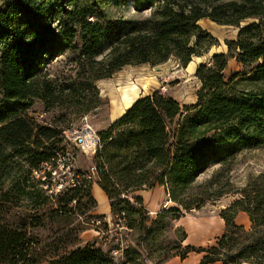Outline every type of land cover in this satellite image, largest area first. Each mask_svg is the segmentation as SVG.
Returning <instances> with one entry per match:
<instances>
[{
    "label": "trees",
    "instance_id": "16d2710c",
    "mask_svg": "<svg viewBox=\"0 0 264 264\" xmlns=\"http://www.w3.org/2000/svg\"><path fill=\"white\" fill-rule=\"evenodd\" d=\"M121 1L113 3L119 6ZM132 4L136 10L144 5L153 12L140 20H116L108 14L110 0H2L0 213L8 204L18 207L26 201L37 209L48 201L42 190L47 182L34 172H41L42 165L62 151L58 147L66 129L40 125L31 118L28 112L36 101L45 111L65 108L83 116L101 104L95 83L125 66H157L174 58L186 67L192 57L215 44L198 25L202 19L235 26L245 18L259 22L241 28L237 39L227 43L230 54H215L197 66L194 77L200 87L195 104L180 106L154 91L98 132L101 148L92 159L101 172L95 184L106 195L112 218L149 235L142 198L134 196L131 202L122 196L164 187L178 207L160 212L151 225L179 220L182 211L199 210L226 194L230 182L220 178L230 173L237 156L264 146V1L133 0ZM65 54L72 66L68 77L52 76L49 67ZM230 58L246 70L225 80ZM174 119L170 134L167 123ZM215 166L218 170L210 179L198 184L199 177ZM45 176L50 178V173ZM91 189L92 182L80 183L64 193L62 203L79 205L87 199L96 208ZM237 193L240 198L219 214L225 234L216 246L187 245L179 254L182 259L195 252L207 254L200 264H264V172ZM238 213L248 216L250 231L234 223ZM29 226L25 221L14 226L0 223V264H113V257L94 244L61 250L63 242L44 255L43 249L33 252ZM185 237L183 232L181 241ZM124 256L129 259L128 251Z\"/></svg>",
    "mask_w": 264,
    "mask_h": 264
},
{
    "label": "rangeland",
    "instance_id": "374dc122",
    "mask_svg": "<svg viewBox=\"0 0 264 264\" xmlns=\"http://www.w3.org/2000/svg\"><path fill=\"white\" fill-rule=\"evenodd\" d=\"M114 1L117 0H110L111 5L107 6V10L108 14L116 20H140L148 18L153 12L151 8L144 5L136 10L132 4L133 0H120L119 6H115ZM211 1L214 4H221L233 0ZM1 4L2 0H0ZM258 22L255 18H245L238 23V26H235L220 25L209 19H202L198 25L211 35L215 44L211 45L201 56L192 57L186 67H182L174 58H170L157 66L150 64L128 65L114 73L110 78L95 83L101 104L90 113L77 116L71 112V109L65 108L45 111L43 104L36 101L28 112L29 116L40 125H57L64 127V129L75 128L86 122L97 132H101L113 122L112 117L115 112L113 103L123 105L125 101L128 102L133 98H135L133 101L138 100L158 91L163 96L176 100L180 106L195 104L196 94L200 87L199 82L194 77L197 66L208 63L215 54H230L227 43L237 39L241 28ZM231 54L233 56L235 52L232 50ZM58 60L57 63L49 67V70L53 74L52 76L67 78L72 67L69 63V56L65 54ZM245 70L234 58H230L223 75L227 80L231 75L241 74ZM123 92L125 94H122ZM125 95L129 98L123 101ZM84 117L86 121L83 119ZM167 124L169 132L172 134L176 120L174 119ZM58 148L63 152L67 150L76 155L74 168L79 172L86 171L88 167L93 165L91 156H85L65 140ZM62 151L58 154H61ZM217 170L216 166L208 170L199 177L198 184L210 179ZM261 172H264V146L244 151L237 156L230 173L224 174L226 178H220L222 183L230 182V186L225 187L226 194L218 199L208 201L199 210L182 211L183 216L179 220L170 222L164 220L157 225L156 223L151 225V222L156 219L160 212L167 210V208L178 207L173 202H168V197L162 192L163 189L155 187V190L154 188L149 190L144 188L127 196H122L133 202L134 196L146 191L145 196L151 199L153 203L158 204L156 210L149 211L146 204L143 203L147 211L145 214L148 219L146 226L151 228L149 235H146V230H141L138 227L134 230L127 229L122 220L112 218L111 214H103L105 206L103 203L100 204L103 192L99 189H95L93 194L99 202L100 208L90 207L87 199H82L79 205L74 202L64 205L62 203L66 199L64 193L72 188L69 177L63 178L62 184H59L60 176L57 175L53 179L52 176L50 178L44 177L45 170L42 168L41 172H34V175L40 181L45 178V182H47V187L46 185L42 186L44 196L48 197L46 204L36 207L37 209L32 207V203L26 201L21 202L18 207L11 204L5 205L0 213V223L11 226L18 225L23 221L30 223L31 226H29L27 234L29 240H32L31 242L34 244L33 252L37 250L39 252V249H43L41 252L43 255L44 252L54 251L55 247L66 242L60 245L61 250L94 244L113 257V264H200L203 257L207 255L206 253L191 252L184 259L179 254L183 253V248L187 245L195 248L216 246L218 240L225 234L224 221L219 216L220 212L239 199L240 195L237 192L247 184L250 178ZM147 203L149 202L147 201ZM59 208H63L62 212L57 211ZM234 223L247 232L251 230V223L245 213H238ZM183 232L186 237L181 241ZM54 241L56 244L53 243V246L48 247ZM125 251H128L130 255L129 259L127 258L128 262L124 256Z\"/></svg>",
    "mask_w": 264,
    "mask_h": 264
},
{
    "label": "built area",
    "instance_id": "2783aa9c",
    "mask_svg": "<svg viewBox=\"0 0 264 264\" xmlns=\"http://www.w3.org/2000/svg\"><path fill=\"white\" fill-rule=\"evenodd\" d=\"M83 119L85 120V117ZM63 137L66 142L71 143L85 156L93 157L101 148L98 132L86 122H83L78 127L66 129L63 131ZM75 157V154L66 150L61 154H57L56 159L52 158L50 162L44 163L42 168L45 172L50 173L52 179L57 175L60 176L61 179L59 180V184H62L63 178L69 177V182L72 187L83 182H92L93 186L96 177L101 170L97 169L94 165H91L86 171L79 172L74 168ZM43 180H45V178H43ZM168 202H170V200Z\"/></svg>",
    "mask_w": 264,
    "mask_h": 264
},
{
    "label": "crops",
    "instance_id": "0c3cea01",
    "mask_svg": "<svg viewBox=\"0 0 264 264\" xmlns=\"http://www.w3.org/2000/svg\"><path fill=\"white\" fill-rule=\"evenodd\" d=\"M137 100V99H136ZM136 100H134L133 102H131L130 103V105L129 106H127V107H124L122 110H123V112L121 113V112H119V114L117 115V116H115V117H112V121H115L116 119H118L120 116H122L123 114H124V112L136 101ZM176 101V100H175ZM157 189H163L162 190V192L164 193V194H166L165 193V189H164V187H156ZM156 188H154V190L156 189ZM95 189H99V191L101 190L99 187H98V185H96V184H94L93 186H92V189H91V192H92V195H93V197H94V199H95V201H96V203H97V207L98 208H100V204H104V206H105V209H104V211L102 212L103 214H110V206H109V201H108V199H107V197H106V195L104 194V192H103V196H101V198H100V204H99V202H97V199L95 198V196H94V194H93V191L95 190ZM145 194H146V191H142V193L140 194V195H138L139 197H141L142 198V200H143V203H145L146 204V206L148 207V210L149 211H154V210H156V208L158 207V204H156L155 202L153 203V201H151V199H149L148 197H146L145 196ZM102 195V194H101ZM146 199H148V200H146ZM147 201L149 202V203H147Z\"/></svg>",
    "mask_w": 264,
    "mask_h": 264
},
{
    "label": "bare ground",
    "instance_id": "6f19581e",
    "mask_svg": "<svg viewBox=\"0 0 264 264\" xmlns=\"http://www.w3.org/2000/svg\"><path fill=\"white\" fill-rule=\"evenodd\" d=\"M134 83V82H133ZM128 84V83H127ZM131 84V83H130ZM122 94H125L124 92L122 93ZM141 94V93H140ZM123 96V95H122ZM119 97V96H118ZM134 97V96H133ZM132 97V98H133ZM126 98V99H125ZM129 97H127V95H125L124 97H123V101H125V100H127ZM133 99H135V98H133ZM133 99L132 100H130V101H125L124 102V104L122 105V104H117V103H113V109L115 110V112H114V116L113 117H115V116H117L118 114H119V112H123V108L124 107H127V106H129L130 105V103L133 101ZM121 101V100H120ZM121 112V113H122Z\"/></svg>",
    "mask_w": 264,
    "mask_h": 264
}]
</instances>
